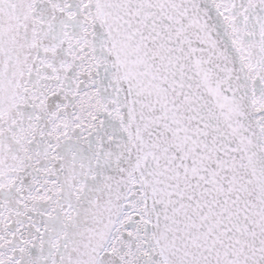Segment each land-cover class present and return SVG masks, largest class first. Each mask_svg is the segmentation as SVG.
I'll return each instance as SVG.
<instances>
[{"label": "snow or ice", "instance_id": "1", "mask_svg": "<svg viewBox=\"0 0 264 264\" xmlns=\"http://www.w3.org/2000/svg\"><path fill=\"white\" fill-rule=\"evenodd\" d=\"M0 264H264V0H0Z\"/></svg>", "mask_w": 264, "mask_h": 264}]
</instances>
